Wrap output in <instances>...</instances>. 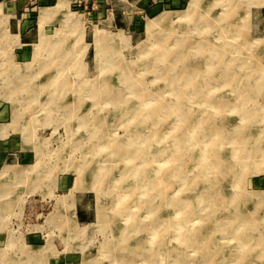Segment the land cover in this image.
Instances as JSON below:
<instances>
[{
  "label": "rangeland",
  "instance_id": "obj_1",
  "mask_svg": "<svg viewBox=\"0 0 264 264\" xmlns=\"http://www.w3.org/2000/svg\"><path fill=\"white\" fill-rule=\"evenodd\" d=\"M19 1L26 60L0 0V264H264V0Z\"/></svg>",
  "mask_w": 264,
  "mask_h": 264
},
{
  "label": "crops",
  "instance_id": "obj_2",
  "mask_svg": "<svg viewBox=\"0 0 264 264\" xmlns=\"http://www.w3.org/2000/svg\"><path fill=\"white\" fill-rule=\"evenodd\" d=\"M11 6L8 8L11 16L10 20V29L11 32L14 31L15 35H19V41L16 43L15 57L18 60H26L30 56V45L34 42V38H29V33L31 26L27 24V21L21 17V9L19 7L20 1L13 0ZM16 1L19 3H16ZM24 1V0H23ZM154 0H137L139 6L145 8L146 13L159 12L160 10L170 9L177 7L184 3L185 0H156L157 3L153 2ZM8 5V3H7ZM18 5V6H17Z\"/></svg>",
  "mask_w": 264,
  "mask_h": 264
},
{
  "label": "bare ground",
  "instance_id": "obj_3",
  "mask_svg": "<svg viewBox=\"0 0 264 264\" xmlns=\"http://www.w3.org/2000/svg\"><path fill=\"white\" fill-rule=\"evenodd\" d=\"M199 2H200V0H193L192 1V3H191V11H193L194 10V8L195 7H197L198 6V4H199ZM67 2L66 1H63V0H60L59 2H58V4H57V6H56V8H55V10H56V13H62V12H64V11H66L67 10ZM198 8V7H197ZM189 12V11H188ZM44 17L45 18H42L41 19V23L43 24V22L45 23V20L47 19V15L44 13ZM214 17V16H213ZM219 17V16H218ZM211 18V17H210ZM209 19V18H208ZM203 20V19H202ZM230 21V20H229ZM162 21H161V19H156V20H154V21H151V22H149V24H148V27L150 28V30L152 31V30H154V32H155V29H158L159 27H160V23H161ZM160 24V25H159ZM233 31V30H232ZM223 33V32H222ZM224 34V33H223ZM210 38H212V37H210ZM219 38V37H218ZM209 39V38H208ZM234 40V39H233ZM232 40V41H233ZM163 41V40H162ZM162 41H157L156 42V45L155 46H157V44L158 45H161V44H163L162 43ZM163 42H165V41H163ZM225 42V41H224ZM168 43V42H167ZM210 43V42H209ZM152 44H154V43H152ZM212 44V43H211ZM232 44H233V42H232ZM208 45H210V44H208ZM208 45H207V47H208ZM230 45V44H229ZM237 45V44H236ZM151 47V46H150ZM242 47H243V45H242ZM245 47V46H244ZM153 48V47H152ZM212 48H213V46H212ZM212 50V49H211ZM228 50V49H227ZM229 51V50H228ZM160 52V51H159ZM182 52V51H181ZM221 52H222V50H221ZM225 52H226V50H225ZM210 53V52H209ZM232 53V52H231ZM225 54H227V53H225ZM247 54V53H246ZM157 55V54H156ZM155 55V56H156ZM161 55H162V53H161ZM168 55V54H167ZM221 55V54H220ZM226 56V55H225ZM238 56V55H237ZM247 56V55H246ZM176 57V56H175ZM231 57V56H230ZM208 58V57H207ZM237 58V57H236ZM253 58H255V57H253ZM252 58V59H253ZM175 59V58H174ZM206 59V58H205ZM219 59V58H218ZM149 60V59H148ZM171 60V59H170ZM169 60V61H170ZM233 60H235V59H233ZM254 60H257V59H254ZM208 61V60H207ZM247 61V60H246ZM151 62V61H150ZM171 64V63H170ZM215 64V63H214ZM157 66V65H156ZM159 66V65H158ZM128 68V67H127ZM152 69H153V67H151ZM150 70V69H149ZM168 71V70H167ZM166 71V72H167ZM172 72V71H171ZM161 73V72H160ZM167 73H169V72H167ZM195 74V73H194ZM178 75V74H177ZM167 76V75H166ZM180 77V76H179ZM176 80V79H175ZM179 80V79H178ZM138 81H139V79H138ZM152 83V82H151ZM113 84V83H112ZM141 84V83H140ZM137 85V84H136ZM103 88V87H102ZM106 89V88H105ZM104 89V90H105ZM148 89V88H147ZM101 91V90H100ZM145 91V90H144ZM147 91V90H146ZM171 91V90H170ZM140 93H142V91H140ZM150 93V92H149ZM167 93V92H166ZM100 94H101V92H100ZM143 94H147L146 92L145 93H143ZM150 94H152V93H150ZM157 96V95H156ZM147 97V96H146ZM165 107V106H164ZM181 132V131H180ZM184 132V131H183ZM186 132V131H185ZM184 132V133H185ZM184 135V134H183ZM182 136V135H181ZM177 137V136H176ZM180 138V137H179ZM204 153V152H203ZM206 153V155H207V158L209 159H206V161H205V163H204V166L205 167H209V165H211V164H214V162H215V158H212L211 156H209V151H206L205 152ZM259 154V151L256 149V150H253V152H251L250 154H249V156L248 157H246V158H244L243 160H241L240 161V163H242V162H246V159L248 160V161H252V160H255L254 158L257 156ZM261 157H262V155H260ZM243 157V156H242ZM260 160V159H259ZM239 163V164H240ZM257 168V167H256ZM248 169V168H247ZM259 169V168H258ZM246 170V169H245ZM6 171V170H5ZM4 171V172H5ZM248 171V170H247ZM245 175V174H244ZM139 180V179H138ZM242 182V175H241V172H236L235 173V175H234V179H233V186H234V190L237 192L239 189H240V183ZM156 183H158V181L156 182ZM139 184V183H138ZM211 185V184H210ZM155 186H156V184H155ZM159 186V185H158ZM213 186V185H212ZM241 190V189H240ZM240 193V192H239ZM244 194V193H243ZM253 195V194H252ZM239 196H240V194H239ZM238 196V197H239ZM242 196V195H241ZM219 197V196H218ZM237 198V197H236ZM238 201V200H237ZM180 205V204H179ZM181 206V205H180ZM179 206V207H180ZM243 206V205H242ZM181 208V207H180ZM243 208V207H242ZM183 209V208H182ZM186 215H187V213H186ZM253 215V214H252ZM187 217V216H186ZM190 217V216H189ZM249 217V216H248ZM250 217H252V216H250ZM237 219V218H236ZM251 219V218H250ZM186 221V220H185ZM242 222V221H241ZM243 223H245V221H243L242 222V224ZM244 225V224H243ZM235 226V225H234ZM242 225H241V228H238V230L236 229V231H234L233 232V234L234 235H237L240 231H241V229H242ZM155 228V227H154ZM162 229V228H161ZM163 229H164V227H163ZM158 230V229H157ZM200 230V229H199ZM230 230V229H229ZM198 232V231H197ZM196 232V233H197ZM231 232V231H230ZM162 235V234H161ZM194 237H196V234H195V236ZM156 238V237H155ZM162 239V238H161ZM183 239V238H182ZM195 239V238H194ZM185 240V239H184ZM242 241V240H241ZM158 242V241H157ZM243 242V241H242ZM241 244V243H240ZM244 244H250V242L247 240V241H245L244 242ZM167 246V245H166ZM239 246V245H238ZM244 247H246L245 245H244ZM173 251V250H172ZM210 256V255H209Z\"/></svg>",
  "mask_w": 264,
  "mask_h": 264
},
{
  "label": "built area",
  "instance_id": "obj_4",
  "mask_svg": "<svg viewBox=\"0 0 264 264\" xmlns=\"http://www.w3.org/2000/svg\"><path fill=\"white\" fill-rule=\"evenodd\" d=\"M41 0H29L30 5H34L31 9V11H36V5ZM56 1V0H52ZM70 3V8L77 14H83V15H95L96 13H103V14H109L114 15V8L111 7V1L112 0H67ZM154 3H157L156 0L153 1ZM27 12L29 9L26 10ZM139 14L146 15L145 8L140 7L138 10Z\"/></svg>",
  "mask_w": 264,
  "mask_h": 264
}]
</instances>
